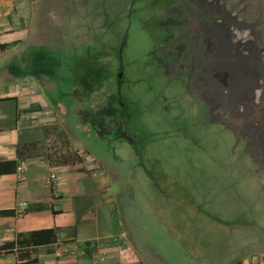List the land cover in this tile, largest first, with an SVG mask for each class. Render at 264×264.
<instances>
[{"label":"rangeland","instance_id":"obj_1","mask_svg":"<svg viewBox=\"0 0 264 264\" xmlns=\"http://www.w3.org/2000/svg\"><path fill=\"white\" fill-rule=\"evenodd\" d=\"M165 1L135 3L133 7L142 6L133 14L136 23H127L132 4H118L114 14L120 17L118 27L123 29L116 30L114 36L88 35L82 48L75 25L64 17L70 8L63 4L57 6L58 14L53 13V7L46 13L44 5L38 3L25 40L31 47L24 52V69L38 82L56 117L48 127L46 139L57 141L58 145L50 149L62 155L67 150L81 155V161L99 182V196L105 207L100 220L117 233L122 230L124 239H132L142 264H228L234 257L264 252V245L259 243L242 248L243 239L236 229L240 227L237 223L245 219L264 226V163L255 148L222 124L202 120L200 110L191 115V111L171 110L175 99L182 103L194 101L183 92L175 98L171 90L161 92L159 85H167L164 81L152 82L149 92L140 93L139 89L151 81L138 80L129 96L123 92L127 87L124 76L126 82L118 91L114 88L116 72L108 50L116 52L117 37L127 26L131 28L125 53L135 59L136 77L143 78L147 69L153 75L155 64L146 60L148 42L143 31L138 30L139 21H146V11L150 15L151 11L160 10L158 16L166 18L162 10ZM229 1V12L250 21L249 39L262 48L264 67V0ZM111 5L104 4V10ZM124 16L127 22L122 19ZM43 27L44 33L39 29ZM125 100L137 108L127 126V134L133 133L135 141L132 149L123 137L110 141L91 129L93 114L103 106L117 114L115 118L104 117L105 127L120 135L116 127L126 115L121 106L127 104ZM89 108L93 114L86 118L85 126L77 113ZM105 114L103 109L95 117L103 118ZM258 114L264 115V107ZM233 117L240 121L247 116L238 112ZM231 224L235 226L230 228Z\"/></svg>","mask_w":264,"mask_h":264},{"label":"crops","instance_id":"obj_2","mask_svg":"<svg viewBox=\"0 0 264 264\" xmlns=\"http://www.w3.org/2000/svg\"><path fill=\"white\" fill-rule=\"evenodd\" d=\"M115 1L123 7L131 0H0V264H142L132 239H124L122 230L117 233L100 220L105 207L99 182L93 179L81 155L71 150L62 155L50 149L58 145L46 139L56 117L48 108L44 91L24 69V52L31 47L25 40L38 3L44 5L46 13L53 7V13L58 14L56 8L63 4L70 8H65L64 17L75 25L82 48L88 35H112L123 29L118 27L120 17L114 14L115 8H103ZM186 1L166 0L162 10L173 14L175 3L185 5ZM218 1L229 9L227 0ZM205 3L208 6L210 1ZM159 11H151L149 16L157 17ZM237 19L251 26L250 21ZM139 23L142 31L148 28L147 20ZM39 29L44 33L46 27ZM248 32L243 39L247 37L253 49L261 52ZM92 113L90 108L83 109L77 118L86 126L82 117L90 118ZM49 174L55 178V194L47 183ZM21 203L27 208L21 209ZM251 222L245 219L237 223L242 248L264 245V226ZM228 264H264V252L240 255Z\"/></svg>","mask_w":264,"mask_h":264},{"label":"flooded vegetation","instance_id":"obj_3","mask_svg":"<svg viewBox=\"0 0 264 264\" xmlns=\"http://www.w3.org/2000/svg\"><path fill=\"white\" fill-rule=\"evenodd\" d=\"M135 1L129 2L132 4L127 13L130 22L126 21L125 16L122 18L127 23L136 21L133 14H136L139 8L133 7L138 2ZM207 1H210L208 6L205 3ZM118 4L120 6L119 1L112 2L110 8L114 9ZM224 6L225 4H220L218 0H187L185 5L175 3L173 14L165 13L166 18L163 15L151 17L145 14L147 22L152 23L143 30V34L148 42L146 60L156 66L154 77L149 69L143 72V78L136 77L138 74L135 59L125 53L131 26L125 27L122 35L117 37V51L110 52L116 72L113 75L114 88L118 91L121 83L127 81V87L123 92L130 96L131 89L136 88L135 83L138 80H141V83L151 81L139 89L140 93L149 92L153 86H150L152 82L164 81L167 85L165 88L159 85L161 92L165 89L171 90L173 98L179 92H183L194 101L192 104L188 99V103H182L175 99L171 110L191 113L200 110L202 120L218 122L225 128L233 130L244 142L255 148V152L264 163V115L258 114L264 107L262 57L246 40L247 37L243 39L246 33L242 38L239 36L249 27H244ZM153 18L157 19L156 23L154 20L151 21ZM95 37L97 38V35ZM223 63L225 67L222 66ZM143 68L142 65L141 69ZM156 77L161 80L157 81ZM217 82L222 85L218 86ZM121 106L126 115L121 125L119 127L116 125L121 131L120 135L116 136L112 133L113 130L108 129L106 137L110 141L123 137V142L132 149L135 141L131 137L133 133L127 134V126L129 117L137 108L128 101ZM238 112L247 116L246 119L241 122L235 120L233 115Z\"/></svg>","mask_w":264,"mask_h":264},{"label":"trees","instance_id":"obj_4","mask_svg":"<svg viewBox=\"0 0 264 264\" xmlns=\"http://www.w3.org/2000/svg\"><path fill=\"white\" fill-rule=\"evenodd\" d=\"M98 109H99V111H97V112H96L97 109L95 110L96 113H98V112L102 111L103 109H105L106 110V114H105V116H102L103 118H100V117L96 118L95 117L96 113L95 114L92 113L93 114L92 127L95 129V132H96V134L99 137H104V136L107 135L108 128H109V127H105L106 125H105V122H104L105 121L104 117H107L109 119L110 118H115L117 116V114L114 112V109H107V108H104L103 106L101 108H98ZM107 110H109V112ZM86 118H87V116L83 115L82 120L85 121Z\"/></svg>","mask_w":264,"mask_h":264},{"label":"built area","instance_id":"obj_5","mask_svg":"<svg viewBox=\"0 0 264 264\" xmlns=\"http://www.w3.org/2000/svg\"><path fill=\"white\" fill-rule=\"evenodd\" d=\"M47 183L49 184L53 194H55V187H56L55 186V178H54V176L52 174H49L48 179H47ZM19 207L21 209H26L27 208V204L26 203H21V204H19Z\"/></svg>","mask_w":264,"mask_h":264},{"label":"water","instance_id":"obj_6","mask_svg":"<svg viewBox=\"0 0 264 264\" xmlns=\"http://www.w3.org/2000/svg\"><path fill=\"white\" fill-rule=\"evenodd\" d=\"M240 122H241V120H240Z\"/></svg>","mask_w":264,"mask_h":264}]
</instances>
